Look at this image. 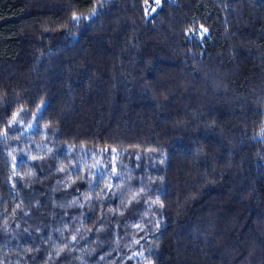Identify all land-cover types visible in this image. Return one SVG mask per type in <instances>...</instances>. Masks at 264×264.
Listing matches in <instances>:
<instances>
[{"label":"trees","instance_id":"16d2710c","mask_svg":"<svg viewBox=\"0 0 264 264\" xmlns=\"http://www.w3.org/2000/svg\"><path fill=\"white\" fill-rule=\"evenodd\" d=\"M0 264H264V0H0Z\"/></svg>","mask_w":264,"mask_h":264},{"label":"snow or ice","instance_id":"6c2138e0","mask_svg":"<svg viewBox=\"0 0 264 264\" xmlns=\"http://www.w3.org/2000/svg\"><path fill=\"white\" fill-rule=\"evenodd\" d=\"M154 3H157V4H159V3H160V0H154ZM204 31L206 32V31H207V29H204Z\"/></svg>","mask_w":264,"mask_h":264}]
</instances>
